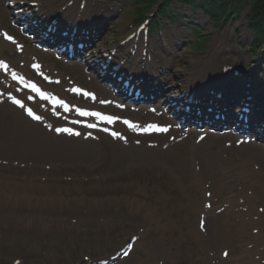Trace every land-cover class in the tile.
Listing matches in <instances>:
<instances>
[{
    "label": "rangeland",
    "instance_id": "rangeland-1",
    "mask_svg": "<svg viewBox=\"0 0 264 264\" xmlns=\"http://www.w3.org/2000/svg\"><path fill=\"white\" fill-rule=\"evenodd\" d=\"M68 1L59 0L58 10ZM96 2L108 10L91 14L88 23L83 25L98 33L91 43L92 56L100 54L99 48L109 50L118 46L111 60L113 67L122 63L126 72H132L140 54H131V44L121 46V43L135 29L139 14L144 13L138 12V8L147 4L137 5L136 0H91L88 6L96 7ZM177 8L172 4L173 14L179 12ZM187 10L183 14L189 16L191 9ZM250 11V8L242 9L240 19L220 27L197 12L190 24L198 31L205 30L207 39L205 49L199 54L193 51V46L202 41L195 38L191 26L181 27L177 39L169 32L167 42L174 45L158 57L157 71L165 70L162 73L172 82L162 76L157 83L166 85L171 89L170 95H175L179 86H186L198 69L208 66L216 50L219 59L215 63L240 69L244 79L240 89L244 93L249 88L247 84L251 85L250 78H254L259 79L254 87L258 85V91L261 90L256 91L257 95H262L264 56L248 52L255 39V32L249 28ZM75 12V7H70L67 21L74 20ZM2 17L0 12V20ZM168 21H164V27L169 25L165 23ZM1 22L9 27V21ZM158 43L156 40L154 49L159 48ZM258 51L264 54V46ZM6 55L12 57L13 49L6 48ZM242 59L250 68L241 63ZM157 74L159 77L161 73ZM180 74L185 76L184 80H179ZM251 105L254 109L255 103ZM3 112L0 111V264H16V261L19 264H91L116 253L135 235L140 238L135 250L119 264H219L224 249L230 255L223 263L235 264L241 247H245L240 241L235 246L241 233L235 228L240 226L236 218L218 213L223 207L215 209L208 215L207 222L210 215L216 217L207 224L208 233L204 235L199 229L203 203L219 202L211 180L213 175L221 178L224 163L208 166L202 154L207 150L192 147L194 140L162 152L160 149L147 151L144 147L124 149L108 139L100 142L55 139L43 127H33L22 120L30 129L27 131L34 133L32 138L59 143L62 147L55 152L38 153L30 149L34 144L29 148L22 145L20 137L27 131L22 133L23 127ZM18 133L22 134L18 136ZM16 138L19 139L14 141ZM71 145L77 152L64 153V149L71 150ZM231 149L226 150V156L236 152ZM219 150V146L213 149ZM223 158L226 159L224 155ZM254 164L253 171L264 179L259 160ZM228 168L235 173L245 172L239 162H231ZM194 173H197L195 177ZM65 177H71L72 181L66 182ZM236 184L237 192L244 187L246 194L251 191L250 195L255 194L263 201L261 182L253 183L252 187L245 181L242 185ZM208 192L213 195L210 200L206 197ZM217 230L221 236H216Z\"/></svg>",
    "mask_w": 264,
    "mask_h": 264
},
{
    "label": "bare ground",
    "instance_id": "bare-ground-1",
    "mask_svg": "<svg viewBox=\"0 0 264 264\" xmlns=\"http://www.w3.org/2000/svg\"><path fill=\"white\" fill-rule=\"evenodd\" d=\"M59 16L58 15L57 16L52 15V18L59 17ZM80 19H81V16H79V15L76 16V22L80 23V21H81ZM85 36L89 37L90 42H91L94 39L95 34L93 33V31H90L89 35H85ZM83 40L84 41H88L87 39H83ZM214 55H216V54H214ZM214 58H215V56H214ZM224 67H225V64L220 66V64L218 63L216 66L210 67L208 70L206 69V71H201L200 74H195L192 77L191 82L187 83V86H183L182 87V94H186L185 96H188L189 93H193V92H197L198 93V91H200V90L203 91V90H205L206 87H211V86H212L213 89H217V84L215 82L209 83V81L216 80V79L217 80L218 79H225L226 77L222 76ZM134 74H135L136 78H138V76H140L139 75L140 74L139 70L135 69ZM228 76L231 77L229 79H234V75H233L232 72ZM229 79H226V80H224L222 82L223 83H227V81ZM144 80H145V83H149V80H147V79H144ZM153 85L154 86H159V84H156V83H154ZM254 89H255L254 87L252 89H250V92L253 93ZM225 92H226V94L223 96V99H221V100H219L217 97H214L213 98L214 99V103L223 104L225 99L228 98L229 96H231V92L230 93L227 92L226 88H225ZM251 102L255 103V110L257 111V113L259 115H261V110H260V108L262 109L261 104L259 102H257V101H251ZM15 123L17 125L19 124V118L18 117L15 118ZM33 135L34 134L32 132H28L27 134H25V137L27 139H29L31 141V143L35 144L37 147H41L43 145H45L46 147H51L50 144L46 140L38 139V138H32ZM202 148L206 149L207 146L205 144H203ZM236 152L237 153L234 154L235 158H238L239 160H241V164L245 167V172L243 173L244 176L246 178H249V179L259 180V178L254 173L253 168L250 165L251 164V158L249 156L250 153H248V151L246 149H241V150H238ZM260 153H262V151H260ZM202 154H203V156L205 158V161H206L207 165L210 166V167H213L216 162H219L220 164L224 163L225 166L221 169L222 173H223V178L221 179V178H218L217 176L213 175L212 182H213L214 186L216 187L215 188V192L219 196H221L222 200H225L226 199V191H227V189L223 188V186L227 183L226 179H227L228 175L230 174V170L228 168V165L231 162H233V161L231 159L223 161L221 159V157H220V153L219 152L213 153L211 151H204ZM260 156L264 157L263 154H260ZM196 175L197 174H195L194 177ZM231 178H233V176ZM262 181H263L262 185H263V191H264V179ZM244 227L245 226H243V228ZM249 227H251V228L254 227V229H258L259 232H258V236L257 237H260V241L264 242V215L259 216L257 222L256 221L255 222H251ZM246 231H247V233H249L248 230H246ZM239 240H242L243 242H250V241L253 242V243H258L259 242V241L256 240V236L249 237V238H247V237L244 238L243 236L242 237L239 236ZM250 244H252V243H250ZM256 247H258V245H256ZM245 255L250 257V255H248V254H245ZM263 255H264V253H263ZM240 256L243 257L244 253H241ZM255 256H260V254L257 253ZM239 259H241V258H239ZM252 262L255 263V261H252Z\"/></svg>",
    "mask_w": 264,
    "mask_h": 264
},
{
    "label": "trees",
    "instance_id": "trees-1",
    "mask_svg": "<svg viewBox=\"0 0 264 264\" xmlns=\"http://www.w3.org/2000/svg\"><path fill=\"white\" fill-rule=\"evenodd\" d=\"M207 2H209L208 4L210 3H213L215 2L216 4V8L218 10H225L226 9V0H206ZM234 1V0H232ZM237 2H241V1H245V2H248L247 0H235ZM250 2H253V4L255 5V8L259 14V16H262L264 17V0H250ZM264 32V29L262 30Z\"/></svg>",
    "mask_w": 264,
    "mask_h": 264
},
{
    "label": "snow or ice",
    "instance_id": "snow-or-ice-1",
    "mask_svg": "<svg viewBox=\"0 0 264 264\" xmlns=\"http://www.w3.org/2000/svg\"><path fill=\"white\" fill-rule=\"evenodd\" d=\"M33 88H34V86H33ZM34 90H35V88H34ZM16 102L19 103L18 101H16ZM29 115H32L31 111H29Z\"/></svg>",
    "mask_w": 264,
    "mask_h": 264
}]
</instances>
